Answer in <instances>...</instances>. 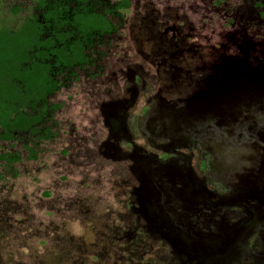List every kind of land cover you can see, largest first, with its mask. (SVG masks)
<instances>
[{
    "label": "rangeland",
    "instance_id": "1",
    "mask_svg": "<svg viewBox=\"0 0 264 264\" xmlns=\"http://www.w3.org/2000/svg\"><path fill=\"white\" fill-rule=\"evenodd\" d=\"M36 1L0 0V26H18ZM255 1L131 0L100 66L52 97L57 136L36 143L38 159H27L30 136L0 141L22 155L0 163V264H264ZM173 24L192 54L171 71L152 52ZM185 74L196 92L167 81Z\"/></svg>",
    "mask_w": 264,
    "mask_h": 264
},
{
    "label": "trees",
    "instance_id": "2",
    "mask_svg": "<svg viewBox=\"0 0 264 264\" xmlns=\"http://www.w3.org/2000/svg\"><path fill=\"white\" fill-rule=\"evenodd\" d=\"M89 3L37 0L35 12L18 26H0V141L13 142L19 135L34 138L32 145L24 146L29 160L38 158L36 143L57 134L53 117L63 104L52 102L53 94L77 78L78 65L90 63L86 49H94L97 38L116 31L106 17L110 9L103 13ZM256 6L262 3L257 1ZM129 7L130 0H122L117 9ZM118 18L121 23L124 15ZM21 160L17 151L0 153V163L9 169ZM199 169L205 172L203 161Z\"/></svg>",
    "mask_w": 264,
    "mask_h": 264
},
{
    "label": "flooded vegetation",
    "instance_id": "3",
    "mask_svg": "<svg viewBox=\"0 0 264 264\" xmlns=\"http://www.w3.org/2000/svg\"><path fill=\"white\" fill-rule=\"evenodd\" d=\"M121 1L122 0H90L89 4H92L94 7L96 6L97 9H98L97 11L105 13L107 9H110L111 14L108 13L106 15V17L109 18V19H112V22L115 25L114 27H115L116 31L112 32L110 35H103V37L97 38L96 46H95L94 49H86V52H87V54H88V56L90 58L89 59L90 63L87 64L86 66L78 65L75 68V71L77 73V78L73 79L72 81H69L67 83V85L65 87H63V88H67L69 86V84L71 82H73V81H78L79 80L78 74L80 72H83V71H86V70H89V69H94L95 67L98 68L100 66V62L102 60V58H101L102 54L99 51L100 46L105 42V39L110 38L114 34H117L119 32V30L125 25V18H126L125 12L131 7V0H130V7L127 10L122 11L121 9H117L118 8V3L121 2ZM221 1L219 3H217L216 0H215L217 5H219L221 3ZM257 1H260V0H256L255 1L254 7L258 11V16L261 17V18H264V16L261 14V13L264 12V10H262L264 5L262 4V7H257L256 6V2ZM120 14L124 15V18H123L121 23H120L119 18H118V15H120ZM159 32H160V30H159ZM160 33L162 34L164 39H160L159 40L160 43L157 41L158 45H159V48L153 50L152 56H154V58H156V59H157L158 56H160L161 58H163L162 59V63L165 64L166 67H169V68L171 67L172 68L171 71L177 70V68L179 67L178 63L180 61V59H178V56L179 57L183 56V55L190 56L192 53H188V52L191 50V48H188L189 44L186 43L185 35L180 30L179 26H176L174 24L173 25H169V26L168 25L164 26ZM174 55H177V56H174ZM186 56H184V57H186ZM156 59H153V61H156ZM100 70H102L101 67H100V69H98L97 73L98 72L100 73ZM188 74H185L184 80L181 83H179V84H176V82H173V81H175V78L173 76H171L170 78L167 77V81L170 82L169 84H170V86L172 88H177V87L180 86V88L186 89L188 92H190L191 88H195L194 91L196 92L198 90V87L199 86L201 87L202 85L196 84L195 82L191 81V79H190L191 75L188 76ZM176 85H178V86H176ZM63 88H60L58 91H56V93H58ZM56 93H54L53 96ZM185 96L188 97L189 95L185 94ZM52 97H51V99H52ZM57 103H61V102H57ZM62 107H63V105H62ZM61 109H59V110H61ZM57 127L58 126L56 125V122H55V126L53 127V130L56 133H57V131L55 129ZM56 136H57V134H56ZM50 140H52V139H50ZM27 156H28V154H27ZM202 174H206V168H205V172H202Z\"/></svg>",
    "mask_w": 264,
    "mask_h": 264
}]
</instances>
